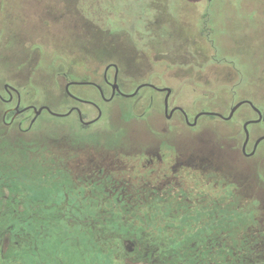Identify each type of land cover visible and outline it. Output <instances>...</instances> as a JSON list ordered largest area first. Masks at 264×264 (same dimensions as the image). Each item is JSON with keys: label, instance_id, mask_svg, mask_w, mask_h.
<instances>
[{"label": "flooded vegetation", "instance_id": "af4514ba", "mask_svg": "<svg viewBox=\"0 0 264 264\" xmlns=\"http://www.w3.org/2000/svg\"><path fill=\"white\" fill-rule=\"evenodd\" d=\"M49 5L18 0L10 11L35 7L56 33L58 9ZM64 10L76 31L69 40L82 43L79 57L96 58L103 50L122 55L121 33L131 29L123 30L119 17L113 29L104 10ZM8 47L0 46V264L46 263L54 233L92 240L96 248L87 249L100 264H264V139L257 143L264 135H250L249 125L240 150H202L210 145L202 147L192 135L187 141L152 118L143 142L131 144L132 126L123 125L126 133L115 123L125 99L132 101L125 121H142L157 107L161 122L175 120L191 132L202 118H218L198 114L218 112L192 116L171 99V88L149 80L129 92L116 63L105 65L98 80L60 73L68 101L66 112H54L26 102L27 89L35 91L25 86L20 64L18 73L3 64ZM90 47L95 54H88ZM73 49L56 54L54 68L59 58L73 61ZM123 56L101 63L132 61ZM241 102L238 109L248 106L257 115L248 121L258 120L247 100ZM64 117L72 122L54 123Z\"/></svg>", "mask_w": 264, "mask_h": 264}, {"label": "rangeland", "instance_id": "374dc122", "mask_svg": "<svg viewBox=\"0 0 264 264\" xmlns=\"http://www.w3.org/2000/svg\"><path fill=\"white\" fill-rule=\"evenodd\" d=\"M41 1L42 6L47 8L50 7V1L56 2L58 10L55 26L58 38L55 28L45 24L37 8L25 7L19 12H12L10 5L18 0H0V46L9 45L2 62L10 72L15 73H18L20 64L19 74L25 79V86L35 91L27 89L26 102L47 105L54 112L64 113L68 100L63 94L65 82L60 73L72 74L73 79L88 77L98 80V73L101 74L105 65L116 63L119 65V81L130 86L129 92L146 80L158 87H169L173 91L171 99L192 116L201 111L228 116L231 107L242 100L251 102L264 112V0ZM154 2L159 8L153 11ZM144 6L147 10L141 9ZM65 8L72 13L83 8L91 14L92 9L104 10V16L110 17L105 18L106 24L113 29L118 27L116 16L119 17L120 27L123 30L131 29L121 33L122 55L103 50L100 56L92 58L94 61L79 57L82 43L75 46L69 40V34L76 31L71 30ZM208 11L210 21L204 32L202 26ZM91 14L89 19L95 21L97 16ZM147 15L149 20L156 19L149 25L148 21L141 24L138 20L147 18ZM72 49L73 61L59 58L57 69L54 68L56 54L69 56ZM95 52L90 47L88 54ZM123 55H130L132 61L125 64L128 61L121 58V62L111 59L101 63L109 57ZM12 61L17 63L13 64ZM127 103H120L121 112L120 116L116 114L115 123L126 133V126H132L133 129L129 130L132 132L129 138L131 144L145 138L150 123L147 119L156 118L155 125H167L172 128L173 134L184 135L187 141L191 140L187 136L192 135L202 147L210 145V148L202 150L236 152L240 150L244 136V122L257 119L252 109L244 106L229 121L202 118L196 131L191 132L178 128L175 120L166 124L161 122L157 118V107L150 117L142 121H125L126 113L131 109ZM42 118L52 117L43 114ZM67 122H72V118L64 117L54 123ZM249 129L250 135L263 136L264 122L251 124ZM260 150L264 151V142ZM53 235L49 261L42 264H100L94 250L87 249L96 248L92 240L87 244L89 240L81 235ZM67 249H70V255L72 250L74 253L70 261ZM84 249H87L89 261H86L88 257L84 255Z\"/></svg>", "mask_w": 264, "mask_h": 264}, {"label": "water", "instance_id": "95a60500", "mask_svg": "<svg viewBox=\"0 0 264 264\" xmlns=\"http://www.w3.org/2000/svg\"><path fill=\"white\" fill-rule=\"evenodd\" d=\"M247 102H248V104H250V106L254 109V111L257 112L260 116H259L258 120H256V121H247V122L244 123V125H243V131H244V134H245V136H246V141L248 140V136H249L248 126L251 125V124H254V123H258V122H260V121L262 120L261 117H264V113H263V115L261 116V112H260L256 107H254L253 104H252L251 102H249V101H247ZM243 103H245V102H239V103L235 104V105L231 108V110H230L228 116H226V117H223V116H222L221 114H219V113H200V114H198V117L201 116V115H203V114H206V115L215 116V117L221 118V119H223V120H225V121H228V120H230V119L232 118V116H233V114L235 113V111H236V110H237V109H238ZM46 109L49 110L48 108H46ZM53 115L60 116V115H58V114H53ZM263 120H264V119H263ZM263 139H264V137L260 138V139L257 141V143H259V142H260L261 140H263Z\"/></svg>", "mask_w": 264, "mask_h": 264}, {"label": "trees", "instance_id": "16d2710c", "mask_svg": "<svg viewBox=\"0 0 264 264\" xmlns=\"http://www.w3.org/2000/svg\"><path fill=\"white\" fill-rule=\"evenodd\" d=\"M210 1V0H209ZM153 7V11L154 10H157L158 8H159V6H158V4L156 3V2H154V6H152ZM142 10H145L146 9V7L144 6L143 8H141ZM147 10V9H146ZM152 11V12H153ZM148 14V13H147ZM205 19L206 20H204L203 21V26H202V31H204V32H206V30H207V24H208V21H210L209 19V11L205 14ZM209 18V19H208ZM154 20L156 19V17H154L153 18ZM152 19V20H153ZM152 20H149V16L147 15V18L146 17H143V18H141V19H139L138 21L141 23V24H144V21H148V25H149V22H152ZM207 37H208V35H207ZM108 264H110V263H108ZM112 264V263H111Z\"/></svg>", "mask_w": 264, "mask_h": 264}, {"label": "snow or ice", "instance_id": "6c2138e0", "mask_svg": "<svg viewBox=\"0 0 264 264\" xmlns=\"http://www.w3.org/2000/svg\"><path fill=\"white\" fill-rule=\"evenodd\" d=\"M261 119H264V117H261Z\"/></svg>", "mask_w": 264, "mask_h": 264}]
</instances>
